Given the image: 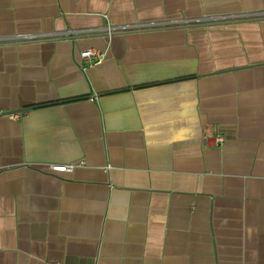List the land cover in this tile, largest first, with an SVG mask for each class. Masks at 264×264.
I'll use <instances>...</instances> for the list:
<instances>
[{"label": "crops", "instance_id": "0c3cea01", "mask_svg": "<svg viewBox=\"0 0 264 264\" xmlns=\"http://www.w3.org/2000/svg\"><path fill=\"white\" fill-rule=\"evenodd\" d=\"M48 261L264 264V0H0V264Z\"/></svg>", "mask_w": 264, "mask_h": 264}, {"label": "built area", "instance_id": "2783aa9c", "mask_svg": "<svg viewBox=\"0 0 264 264\" xmlns=\"http://www.w3.org/2000/svg\"><path fill=\"white\" fill-rule=\"evenodd\" d=\"M261 14H248L247 16L243 17H257L260 16ZM238 16L236 15H231V16H219V17H211V18H204L203 20H210V21H223L227 19H236ZM181 23V22H180ZM170 25V24H175V22H161V23H135V24H129V25H112L110 23H107L103 27V32L106 33L107 35H111L112 33L116 31H125V30H142L146 28H154L158 26H163V25ZM90 29L87 30H82V32H90ZM18 39H25V40H30V39H35L38 38L37 35L35 34H18L17 35ZM80 57L82 61V68L86 69L88 67H93L99 63H101L104 58L105 54L104 52L98 50L97 48H85L81 50L80 52ZM11 117H17L18 114H10ZM214 141L216 143L222 142V136L218 135L214 138ZM83 162H78V163H69V164H50V168L53 171H59V172H65V171H70L74 169L77 166L82 165ZM45 264H58V262H51L48 261Z\"/></svg>", "mask_w": 264, "mask_h": 264}, {"label": "water", "instance_id": "95a60500", "mask_svg": "<svg viewBox=\"0 0 264 264\" xmlns=\"http://www.w3.org/2000/svg\"><path fill=\"white\" fill-rule=\"evenodd\" d=\"M5 114L8 113V112H4Z\"/></svg>", "mask_w": 264, "mask_h": 264}]
</instances>
